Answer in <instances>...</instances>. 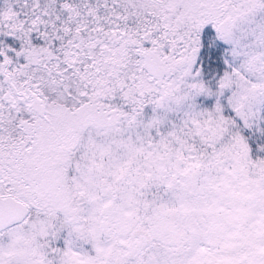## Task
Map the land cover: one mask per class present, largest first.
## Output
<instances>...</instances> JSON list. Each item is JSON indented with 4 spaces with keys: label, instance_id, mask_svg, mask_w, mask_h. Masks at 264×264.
<instances>
[{
    "label": "snow or ice",
    "instance_id": "snow-or-ice-1",
    "mask_svg": "<svg viewBox=\"0 0 264 264\" xmlns=\"http://www.w3.org/2000/svg\"><path fill=\"white\" fill-rule=\"evenodd\" d=\"M0 264H264V0H0Z\"/></svg>",
    "mask_w": 264,
    "mask_h": 264
}]
</instances>
